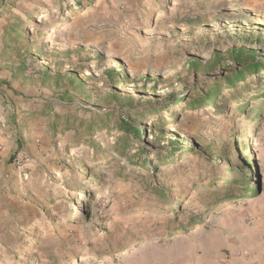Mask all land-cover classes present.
I'll use <instances>...</instances> for the list:
<instances>
[{
    "label": "rangeland",
    "instance_id": "1",
    "mask_svg": "<svg viewBox=\"0 0 264 264\" xmlns=\"http://www.w3.org/2000/svg\"><path fill=\"white\" fill-rule=\"evenodd\" d=\"M0 43V128L45 132L2 166L0 264L228 256L264 197V70L235 78L264 64V0H0Z\"/></svg>",
    "mask_w": 264,
    "mask_h": 264
},
{
    "label": "crops",
    "instance_id": "2",
    "mask_svg": "<svg viewBox=\"0 0 264 264\" xmlns=\"http://www.w3.org/2000/svg\"><path fill=\"white\" fill-rule=\"evenodd\" d=\"M25 109L26 116L35 111L31 104ZM36 123L33 119L24 123L21 117L15 124L3 122L0 128V174L6 159L16 152H25L36 160L42 156L43 147H40L38 141L43 143L45 132L39 133ZM15 173L18 178L14 185L17 186L16 183L22 184V181L19 173ZM239 239L237 245L228 248V256L217 252L209 260L193 264H264V197L253 202L252 212L244 215Z\"/></svg>",
    "mask_w": 264,
    "mask_h": 264
},
{
    "label": "trees",
    "instance_id": "3",
    "mask_svg": "<svg viewBox=\"0 0 264 264\" xmlns=\"http://www.w3.org/2000/svg\"><path fill=\"white\" fill-rule=\"evenodd\" d=\"M238 61H241L240 57L238 58ZM249 61L250 60H248L247 62H243L244 66H246L245 67L246 71L244 73L238 74L239 77L235 76L237 81L239 79V80H241V82H243L244 81V74L246 72H249V73H251V72L257 73L258 72L259 73L260 71L262 72V70H264V64L263 63H259V62L258 63H250ZM237 81L234 79H229V80H227L226 85H227V87L233 89V88H235L236 84L238 83ZM218 90H220V87L217 84H215L213 86V90L207 94V96L205 98L206 99L205 104H211V105L215 104L216 100L218 99V97L220 95ZM257 93H258L257 96L264 97V82H263V86L261 87V89L257 90ZM213 94H215V97L212 96ZM121 128L129 137H133L134 139L135 138L141 139L142 132L139 130L138 127L134 126L132 123L122 122ZM117 153L120 154L121 152L119 150H117V151H115V154H117Z\"/></svg>",
    "mask_w": 264,
    "mask_h": 264
},
{
    "label": "built area",
    "instance_id": "4",
    "mask_svg": "<svg viewBox=\"0 0 264 264\" xmlns=\"http://www.w3.org/2000/svg\"><path fill=\"white\" fill-rule=\"evenodd\" d=\"M15 165L19 168H22L23 166H26V162H28V159L26 157H19L15 160Z\"/></svg>",
    "mask_w": 264,
    "mask_h": 264
}]
</instances>
